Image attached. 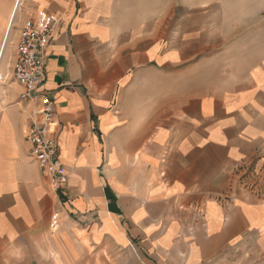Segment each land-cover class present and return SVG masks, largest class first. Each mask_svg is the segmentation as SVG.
Masks as SVG:
<instances>
[{
    "label": "crops",
    "instance_id": "crops-1",
    "mask_svg": "<svg viewBox=\"0 0 264 264\" xmlns=\"http://www.w3.org/2000/svg\"><path fill=\"white\" fill-rule=\"evenodd\" d=\"M44 14L61 189L13 78ZM263 17L264 0H0V264H264Z\"/></svg>",
    "mask_w": 264,
    "mask_h": 264
},
{
    "label": "built area",
    "instance_id": "built-area-1",
    "mask_svg": "<svg viewBox=\"0 0 264 264\" xmlns=\"http://www.w3.org/2000/svg\"><path fill=\"white\" fill-rule=\"evenodd\" d=\"M57 26L56 17L46 14L37 23L27 24L20 34L13 78L22 87L20 101L38 103L34 113L36 120L32 122L26 138L32 145L35 159L48 168L54 185L61 189L67 182L59 156L58 132L61 124L56 117L55 102L42 89L47 79L46 50L55 36Z\"/></svg>",
    "mask_w": 264,
    "mask_h": 264
},
{
    "label": "rangeland",
    "instance_id": "rangeland-1",
    "mask_svg": "<svg viewBox=\"0 0 264 264\" xmlns=\"http://www.w3.org/2000/svg\"><path fill=\"white\" fill-rule=\"evenodd\" d=\"M253 37H254L255 46L258 49V51L264 53V17L261 23L258 25V29H256V32H254ZM95 264H112V262H110L109 259H107V263L97 262ZM122 264H141V262L134 255L131 263L125 260Z\"/></svg>",
    "mask_w": 264,
    "mask_h": 264
},
{
    "label": "bare ground",
    "instance_id": "bare-ground-1",
    "mask_svg": "<svg viewBox=\"0 0 264 264\" xmlns=\"http://www.w3.org/2000/svg\"><path fill=\"white\" fill-rule=\"evenodd\" d=\"M14 12V11H13ZM14 20V19H13ZM14 29V28H13ZM9 34H10V32H9Z\"/></svg>",
    "mask_w": 264,
    "mask_h": 264
}]
</instances>
